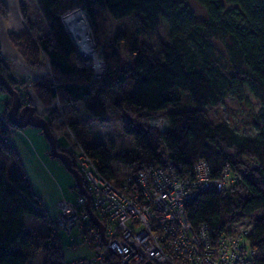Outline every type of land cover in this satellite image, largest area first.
Wrapping results in <instances>:
<instances>
[{"label": "trees", "instance_id": "trees-1", "mask_svg": "<svg viewBox=\"0 0 264 264\" xmlns=\"http://www.w3.org/2000/svg\"><path fill=\"white\" fill-rule=\"evenodd\" d=\"M35 1L47 33L34 37L26 3L21 0L27 25L7 34L27 65L50 68L49 75L30 83L39 99L50 106L59 98L68 113L81 104L91 118L105 120L107 102L119 88L123 98L115 99L117 105L123 103L136 113V119L123 120V131L133 138L134 147L120 153L89 144L75 121H69L99 171L112 180L119 177L113 163L127 166L129 173L172 166L185 176L204 159L212 177L219 178L229 167L239 175V182L222 192H201L186 205L188 219L194 227L205 225L213 240L238 225H249L250 264H264V0ZM192 3L206 11L204 19L196 17ZM77 7L87 12L96 33V8H101L115 18L131 17L143 31L161 28L171 43L159 40L158 49L147 52L134 39L133 60L122 63L121 34L110 45L96 41L97 47L104 48L105 70L95 78L62 21ZM0 16H9L3 0ZM0 56V72L6 79L15 88L27 87L25 80L14 76L1 44ZM228 98L252 110L249 133L238 131L227 120H209L208 110ZM11 102L9 97L0 114V153L12 160L11 167L0 164V264H35L39 252L45 264H65L61 237L54 232L56 217L33 189L18 149L6 142L12 130L5 120ZM52 109L47 120L54 132L57 112ZM162 115L169 123L166 131L150 125L152 117ZM72 162L77 167L73 158Z\"/></svg>", "mask_w": 264, "mask_h": 264}, {"label": "built area", "instance_id": "built-area-1", "mask_svg": "<svg viewBox=\"0 0 264 264\" xmlns=\"http://www.w3.org/2000/svg\"><path fill=\"white\" fill-rule=\"evenodd\" d=\"M75 12L85 15L81 7L74 8L62 17L63 24L85 63L99 78L105 67L98 70L92 56L82 50V35H77L71 25L70 16ZM87 37L91 52L96 53L89 31ZM158 128L166 131L169 123ZM80 146L77 150L69 146L67 150L74 154L92 210L105 233L103 238L92 222L86 197L79 194L74 204L60 202L55 234L71 233L78 226L85 234L84 242L94 252L92 258L65 264H115L112 257L117 258V264H250L253 251L248 243L249 225H238L213 240L205 225L194 227L187 216L186 205L201 192H222L239 182V175L229 167L214 178L209 163L200 159L191 175H180L172 166H166L110 180Z\"/></svg>", "mask_w": 264, "mask_h": 264}, {"label": "rangeland", "instance_id": "rangeland-1", "mask_svg": "<svg viewBox=\"0 0 264 264\" xmlns=\"http://www.w3.org/2000/svg\"><path fill=\"white\" fill-rule=\"evenodd\" d=\"M20 1L21 0H19V5ZM24 2L26 3L29 20L33 28L31 31H33L34 37L37 38L38 35L47 33L45 21L38 10L36 1L24 0ZM7 4L11 11L10 18H13L17 3L15 0H7ZM192 5L191 9L194 11L196 17L200 20L204 19L207 15L206 11L197 3H192ZM85 15L89 24V36L92 38L94 50L100 57L102 66L104 65V48L97 47V42H100V44L102 43L101 45L103 46L106 44L110 45L118 34H121L122 39H124L119 45L122 63L133 60V52L130 51V49L136 46L133 42L134 39L138 42L140 48L144 47L147 52L157 50L159 40L167 44L171 43L170 39L161 28L156 32L143 31L137 27L131 17L115 18L107 10L101 8H96V21L98 24V33H96L95 27L92 25L86 11ZM6 21L7 19H4V21L0 22V44L3 45L4 54H10L8 47L11 43L7 32L8 30H18V28L10 25ZM26 25L25 19L23 18L22 28H25ZM92 61L94 63V59H92ZM13 69L16 71V76H18L16 78L25 80L28 84V88L26 86L15 88L12 85L13 88L18 91L23 106L35 107V115L43 117L46 121H48L47 118H49L47 115L49 109L53 108L56 110V121L54 122L55 128L53 133L56 137L59 151H67V153H64L67 155L70 153L69 156L73 158L74 154L68 151L67 148L69 146H72L76 150L82 148L80 146L82 142L73 133L69 121H75L84 136H86L89 144L92 143L107 147L113 153H120L134 147L133 138L126 135L123 131V120L124 117L136 119V113L130 111L123 103H120L122 104L121 106L117 105L116 100L119 98L121 100L123 98L122 91L119 88L112 93L111 98L107 102V119H93L88 115L81 104H77V108H74L73 112L68 113L62 106L59 98L51 101L52 104L50 106H47L39 99L38 95L35 93V88L31 87L32 84L30 83L34 78H40L51 73L47 64L41 69H34L27 65L23 58V64L18 63L14 65ZM9 97L12 99V96L6 90L0 89V114L4 109L5 101ZM51 117L50 119L52 121L54 116ZM208 118L213 123L227 120L238 131L249 133L251 131L250 124L253 121V112L246 105H240L236 100L228 98L221 106L208 110ZM5 120L9 122L7 121L8 119ZM167 123L168 120L163 115L150 119V125L154 127L161 128L163 125L167 127ZM9 124L12 130L6 142L18 149L33 189L42 198L44 206L48 209L50 215L55 217L57 211H59L60 202L66 201L71 204L76 203L78 192L74 188L76 185L75 177L66 169L59 158L52 155L50 142L42 129L32 126L19 129L11 123ZM91 138L95 139L94 142L90 140ZM0 164L11 167L12 160L0 153ZM112 168L119 176L129 173V168L119 163H113ZM59 234L65 263L89 259L94 256L93 250L84 242L85 234L83 236L78 226L75 227L71 233L60 231ZM45 261L44 254L39 252L35 259V264H45ZM113 261L117 264L116 257Z\"/></svg>", "mask_w": 264, "mask_h": 264}, {"label": "water", "instance_id": "water-1", "mask_svg": "<svg viewBox=\"0 0 264 264\" xmlns=\"http://www.w3.org/2000/svg\"><path fill=\"white\" fill-rule=\"evenodd\" d=\"M1 57V56H0ZM5 88L6 91L12 96V104L7 112V119L9 123L16 126L19 129H24L28 126L42 129L46 138L50 142L52 155L59 158L65 165L66 169L75 177L76 186L79 194L83 195L87 199L86 208L89 212L92 222L99 228L100 233L104 238L105 229L103 224L98 220L91 207V198L89 193L84 187V179L82 174L73 166L72 160L69 155L58 150V144L56 137L49 125L43 117L35 115L36 108L30 106H23L21 97L17 90H15L12 84L6 79V77L0 72V88Z\"/></svg>", "mask_w": 264, "mask_h": 264}, {"label": "crops", "instance_id": "crops-1", "mask_svg": "<svg viewBox=\"0 0 264 264\" xmlns=\"http://www.w3.org/2000/svg\"><path fill=\"white\" fill-rule=\"evenodd\" d=\"M3 1L9 10V16H8L6 22H8L12 26H16L18 28V30H20L22 28V24H23V17H22V13L20 10L19 0H15V2L17 4H16V9H15L13 18H10L11 11H10V8L8 7L7 0H3ZM1 21H4V18L2 16H0V22ZM1 47H2V56L4 58L9 59V66L11 67V69L14 73V76L18 77V76H16V73H15L16 71L13 69V66L18 64V63L23 64V58H22L21 54L17 50H15L11 45H9V47H8V51L10 52V54H4L3 45H1ZM18 79H20V78H18Z\"/></svg>", "mask_w": 264, "mask_h": 264}, {"label": "bare ground", "instance_id": "bare-ground-1", "mask_svg": "<svg viewBox=\"0 0 264 264\" xmlns=\"http://www.w3.org/2000/svg\"><path fill=\"white\" fill-rule=\"evenodd\" d=\"M71 25L73 28L76 29L77 35H82L81 40V48L83 51H85L88 55H91L95 62V67L98 70H101L102 62L100 60V57L97 53H93L90 50V42L88 41L87 32H88V20L85 15H82L80 12L73 13L71 16ZM89 49V50H88ZM91 52V53H90Z\"/></svg>", "mask_w": 264, "mask_h": 264}]
</instances>
